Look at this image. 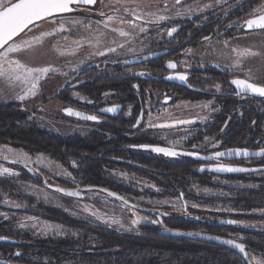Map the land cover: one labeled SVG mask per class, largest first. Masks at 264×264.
<instances>
[{"label":"flooded vegetation","instance_id":"af4514ba","mask_svg":"<svg viewBox=\"0 0 264 264\" xmlns=\"http://www.w3.org/2000/svg\"><path fill=\"white\" fill-rule=\"evenodd\" d=\"M192 1L195 0H180L179 4L175 2L173 6ZM230 2L233 7L230 5L231 7L227 8V4H224L207 14L193 15L181 19L170 18L167 14H163L164 11L155 13L150 17H154V20L150 19V23L163 25L157 28V34L159 35L146 51L126 59V56L116 55L118 54L116 51L120 48L117 45L114 47L116 48L115 52L106 53L104 56L97 55L96 59L92 58L93 60L89 64L74 73H70L64 85L55 95L60 108L59 113L63 116L64 122L76 121L84 123L86 126L81 127L83 131L81 134L78 133L80 129L77 128L73 129V132L68 131L62 136L55 135L63 138L76 136L84 142H92L95 145L94 153L88 154L84 148L79 155L82 158L88 154L93 158V168L98 172L97 182H93L92 185L84 184L81 180L82 173L80 171H82V168L76 166L75 169L78 173L75 176L72 174L73 166H71V169L62 164L59 165L68 172L75 186L60 181L54 184L43 172L36 169L44 175L46 182L51 186L63 189H78L89 186L106 189L123 197L129 203L157 211L162 217L164 227L168 228L164 224L166 217L161 215L162 211L137 205L126 198L124 192H137L136 187L132 184L124 185L115 181L113 179L115 172L120 170L125 178L126 173H131L148 179L158 189H162L165 178L171 177V188L176 190L175 195L183 204L185 192L179 190H186L195 186L227 188L216 181L212 182V180L233 181L248 179L256 174H264V156L255 158L220 157L218 160L203 159V157L212 156L218 151L228 152L229 150L246 149L250 152H258L264 148V138L262 137L264 98L247 95L238 96L236 95L235 86L230 83L234 78L247 79L241 60L239 59L240 64L238 67H233L234 62L238 59L216 60L193 53V50L198 49L202 43L207 41L224 42L235 39L244 33L264 31H244L246 20L258 14V8L264 5V0H231ZM125 9L126 0H96L92 8H79L75 15L67 17H88L92 22L93 35L107 33L120 36L119 32L112 31V29L126 26V23H121V20L126 21L127 12ZM101 12L104 13L103 16L100 15ZM108 16H113L114 19L107 21ZM161 16L165 19L160 20L159 17ZM135 17L134 15L133 19L138 24H146L149 20L148 17L146 19L141 17L139 20ZM105 23L116 26L109 25L105 28ZM170 29H176L171 36L168 35ZM155 36L156 34H150V38H148L151 40ZM205 37L208 39L206 40ZM122 38L126 40V37ZM187 50L191 53H187ZM95 53L96 51H93L88 56L92 57ZM169 61L176 64L174 69L167 67ZM139 73H143V75H139ZM178 73L185 75L187 79L185 81L176 79ZM169 77L173 78L169 79ZM251 82L253 81L251 80ZM258 84L264 86L262 83ZM217 85L220 86L219 90ZM205 104L208 107H204ZM113 106H118L116 112L102 111ZM67 109L85 115H96L98 120L87 121L76 118L69 115L66 112ZM56 117L61 116L57 115ZM138 119H141V123L134 127ZM184 120L193 121V123H177V121ZM157 122H171V137H167L168 140L164 141L170 144L169 146L149 143L151 141L149 139L156 138L160 140L162 134L159 133L155 136L151 132L145 131L144 127L149 123L156 124ZM243 125H247L248 130L240 136L239 132ZM140 145L175 148L180 153L195 152L199 156L187 157L184 154L174 157L164 156L137 149L140 148ZM194 145L195 147H193ZM5 146L19 149L10 145ZM2 159L3 157H0V160ZM0 165L21 173L20 177L28 178L39 187H45L42 185L40 175L30 176L21 168L8 165L2 161H0ZM217 166L250 171L233 175H217L209 171L210 168ZM29 167L33 168L32 166ZM168 167L171 168V172ZM202 168L203 171H201ZM4 179L0 177V189L2 185L6 186L8 183ZM234 188H264V178L253 182H245V185ZM48 190L56 193L51 189ZM88 198L86 193L83 200L70 199L84 202ZM35 203L41 204L39 202ZM24 204L23 201L18 206H10L0 201V209L20 212L24 209ZM122 205L130 209V207ZM263 208L264 206L252 210ZM129 211L145 215L151 220H157L155 217L140 213L132 208ZM178 214H185L202 220L216 219L221 224L223 221L235 222L238 232L233 238H228V234L222 232L214 231L210 234L205 228H198L184 233H199L238 241L244 245L252 264H254L252 262L253 256L264 258L252 251L256 248V251L264 252V242H262L264 240V230L245 229L237 225L238 222L245 224L264 223L263 218H257L249 211H241L230 217L209 213L194 214L186 211L185 207L182 213H171L172 216ZM2 223L3 219L0 217V225ZM150 227L159 228L160 233L162 232V226L159 223ZM3 234L0 230V237L10 238ZM10 239L17 242L14 244H18L17 240ZM251 242L256 244L255 247L254 245L251 246ZM1 264H7V262H1Z\"/></svg>","mask_w":264,"mask_h":264},{"label":"rangeland","instance_id":"374dc122","mask_svg":"<svg viewBox=\"0 0 264 264\" xmlns=\"http://www.w3.org/2000/svg\"><path fill=\"white\" fill-rule=\"evenodd\" d=\"M231 0H200L186 2L183 5L173 6L176 0H126L127 16L126 21H133L132 24L126 23V26L117 29L123 30L129 33L126 36V40L122 36L113 34H96L92 32V22L87 18L79 17H67L62 21L60 18L57 22H41L39 26L32 31L27 32L22 38L29 39L33 36H39L42 32H51L53 28H57L59 23L64 22L65 28L68 31L60 32L53 36L45 37L41 46H36L31 49L22 50L20 53L14 54L17 58L30 66H47L52 65L58 71L50 74L45 79L41 80L34 95H29L25 99L21 100L19 97L24 94L23 88L20 85L9 83L8 81L0 78V104H19L24 108V119L33 122L41 130L48 131L53 134L65 135L68 131L73 132V129L79 128V134L83 133L81 127L86 124L76 121L64 122L63 116L59 113V105L56 101L55 95L59 89L64 85L70 73H74L81 69L86 64H89L93 59L97 57L96 54L90 57L93 51H104L108 47H115L117 45H124L120 47L117 56H126V59L130 56L141 54L147 50L153 41H155L159 34H157V28L163 24H152L150 18L153 14L164 11V15L173 19H181L190 17L193 15H204L215 9L227 4V8L231 7ZM230 2V3H229ZM233 7V5H232ZM226 9V8H225ZM264 9V5L258 8ZM167 11V12H166ZM146 13V14H145ZM140 16L142 18H149L146 24H138L133 19V16ZM222 17V16H221ZM71 21H80L78 25H73ZM112 25L115 27L116 25ZM123 26V25H122ZM144 28L145 31L140 29ZM150 34H156L154 39H149ZM67 37V39H65ZM149 37V38H148ZM83 38L85 41H91L92 44H96L97 38L100 43L95 47L88 43L83 44L82 47L76 48L72 43L74 40ZM73 49L75 52L73 54ZM233 49H236L234 52ZM65 52L64 55H60V51ZM248 50L255 55H246L238 57L237 53ZM187 53L191 51L187 50ZM193 53L205 58L211 59H240L245 69L244 73L247 78H251L253 82L262 83L264 85V31H258L256 33H244L237 36L235 39L216 42L207 41L202 43L198 49L193 50ZM87 54V56H85ZM61 117H56V116ZM167 124L170 127H149V124L144 127V130L151 132L153 135H161L160 140L156 138L149 139V143L153 145L169 146L170 144L164 142L171 137L172 128L171 122H157L156 124ZM71 129V130H70ZM262 137L264 138V128L262 129ZM24 154L28 157L25 162L21 160L17 154ZM0 157H7V159L21 161L29 166L43 172L54 184L57 182H65L71 186H75L73 179L68 172L62 168L58 162L50 160L44 154H27L21 149H12L5 145H0ZM0 168H6L0 165ZM8 169V168H7ZM11 170V169H10ZM21 173L11 170L9 173H0L1 178H5L8 181L7 185H2L0 189V201L10 206H18L23 202V199L29 198L34 202H39L44 206H50L54 210L63 212L68 217L83 222L90 223L91 225L100 226L109 230L116 231L120 234H134L138 227L153 226L151 219L145 215L138 214L134 211H129L119 202H113L111 199L98 192L87 193V201H76L74 199L65 198L59 194L53 193L45 187H39L35 182L28 180V178L20 177ZM118 177V178H117ZM260 178H264V174H256L248 179L238 180H217L221 187H199L184 190L185 201H182L175 195V191L171 195L160 194L163 189L155 187L153 182L148 179L135 176L131 173H126V178L121 171L118 170L113 175V179L119 183L136 187L137 192H124L126 198L137 205L143 207L156 208L161 212L163 217L171 215V213H182L185 210L194 214H214L224 216H234L238 212L232 210H224L220 208L210 207L203 204L205 200H210L214 197L227 198L229 197V189H234L236 186L245 185V182L257 181ZM242 182V183H241ZM139 192V193H138ZM167 202V203H165ZM185 205V206H184ZM195 205V207H193ZM85 208L88 210L86 211ZM98 213L101 219H97V216L92 213ZM257 218L264 219V208L258 210L249 211ZM170 213V214H169ZM137 216L145 217L147 222L140 223L133 226L131 221ZM0 217L3 222H8L17 231H25L32 239H43L46 237L58 236L64 237L67 234L72 233V229L64 226L58 221H50L39 216L31 215L26 212H13L0 209ZM29 217H34L35 220H29ZM119 219L123 227L119 224L111 223V219ZM39 222V223H37ZM48 223L52 225H60V229H52L44 232L42 230L43 224ZM237 223V222H236ZM21 224L24 226L21 227ZM239 227L245 229L264 230V223H241L238 222ZM256 260H264V258H258L253 256ZM252 262L256 264V261L252 259Z\"/></svg>","mask_w":264,"mask_h":264},{"label":"trees","instance_id":"16d2710c","mask_svg":"<svg viewBox=\"0 0 264 264\" xmlns=\"http://www.w3.org/2000/svg\"><path fill=\"white\" fill-rule=\"evenodd\" d=\"M247 128V125L242 126L240 136L247 132ZM0 145H10L29 154H44L65 167L73 166L71 169L75 176L78 173L76 166L80 167L84 184L97 182L98 172L93 168V158L88 156L94 153L95 145L76 136L63 138L39 129L35 123L24 119V111L19 104H0ZM84 148L88 154L81 158L79 154ZM168 170L171 172L170 167ZM163 181L162 194L167 196L176 191L171 188V177ZM229 195L227 198L205 200L203 204L234 212H248L264 206V188H234L229 189ZM23 201L24 209L20 211L58 221L73 231L64 237L32 239L27 232L17 231L11 224L3 222L0 225L3 235L17 240L18 244H0V264L5 261L7 264H244L226 247L196 238L165 237L159 228L150 226H140L134 234H120L74 220L29 198ZM164 224L183 232L205 228L210 234L214 231L227 233L228 238H233L238 232L235 222L223 226L216 219H195L185 214L169 215ZM253 245L255 247L256 244L251 242ZM252 251L264 257L263 251H256V248Z\"/></svg>","mask_w":264,"mask_h":264},{"label":"snow or ice","instance_id":"6c2138e0","mask_svg":"<svg viewBox=\"0 0 264 264\" xmlns=\"http://www.w3.org/2000/svg\"><path fill=\"white\" fill-rule=\"evenodd\" d=\"M96 2V0H0V78L8 81L9 83L17 84L22 86L24 94L19 97V99L23 100L29 95H34L35 91L40 83L41 80L48 77L50 74L55 73L58 71L55 67L52 65L47 66H30L29 64L24 63L19 58H17L14 54L20 53L22 50L25 49H31L36 46H41L43 44V40L45 37L53 36L55 34H58L60 32L68 31V29L65 28V23L61 22L59 23V26L57 28H53L51 32H42L39 36H33L29 39H23L22 37L29 31H32L34 28L39 26V22H51L56 23L57 19L60 18V20L64 21L65 16L64 14L73 12L75 9L73 8V5L78 4H88L92 5ZM176 3L179 4L180 0H176ZM127 12L128 9H125ZM101 16L104 15L103 12L100 13ZM137 20H139L141 17L136 16ZM114 19L113 16H108L107 21H112ZM160 20L165 19V17L161 16L159 17ZM73 25H78L81 22L80 21H71ZM121 23H128L133 24V21H124L121 20ZM109 25L108 23L104 24V27L107 28ZM245 26L247 29H259L264 30V10H258V14H256L253 18L247 19L245 22ZM141 31H145L144 28L140 29ZM112 31L119 32V35L122 37H126L129 35V33L113 28ZM176 31V29H170L168 31V35L171 36L172 33ZM67 39V37H65ZM207 40L208 38L205 37ZM72 43L76 46V48H80L83 46V44L88 43L91 46L95 47L100 43L99 39L97 38L96 44H92L91 41H85L83 38L79 40H74ZM124 45H118V47H123ZM60 51V55H64L65 52L62 50ZM116 48L108 47L104 51H98L95 54L104 56L106 53L115 52ZM235 52L236 49H233ZM75 52V49H73V54ZM238 57H243L246 55H255V53H250L248 50H244L242 52L237 53ZM240 64V60L234 62L233 67H238ZM167 67L170 69H174L176 67V64L172 61H169L167 64ZM139 75H143V73H139ZM173 77H169L171 79ZM176 79H179L181 81H185L187 77L183 74H177ZM231 85L235 86L236 89V95H242L247 93L256 94L259 96L264 97V86L251 82V78L247 79H239L234 78L230 81ZM219 85H217V89L219 90ZM204 107H208L207 104L204 105ZM118 106H113L110 108L103 109L102 111L106 112H116ZM66 112L69 115H75L76 117L87 120V121H97L98 117L96 115H85L80 112H73L71 109H67ZM141 123V119H138L135 126H138ZM177 123L182 124H189L193 123V121L184 120V121H177ZM171 125L167 124H152L149 123V127H170ZM208 139L207 137L205 138ZM139 147L150 149L153 152L156 153H162L165 156H177L179 154L184 155H193V156H199L198 153L195 152H186V153H180L175 148H169V147H160V146H150V145H140ZM195 147V145L193 146ZM243 155L245 157L247 156H264V148L260 149L258 152H249L248 150L244 149H235V150H229L228 152H215L212 156H206L203 157V159L206 160H213V159H219L222 156L225 155ZM18 157L23 160L27 161L28 157L24 154H17ZM7 159V157H4ZM14 163L16 161H13ZM204 169L202 168L201 171ZM213 171H227V172H237V171H244V169L240 168H234V167H225V166H217L213 169ZM11 170L7 168H0V173H9ZM58 191L65 192L68 196H77L79 195L76 191H65L63 189H57ZM109 196H114L117 199L123 200V197H118L116 193L109 192ZM182 199V196H181ZM124 203L127 204V201L124 200ZM167 203V202H165ZM195 207V205H193ZM87 211L88 209L85 208ZM131 210V208L129 209ZM93 215L97 216V219H101V217L98 215V213H92ZM29 220H35L34 217H29ZM147 222V219L145 217H139L137 216L135 219L131 221V224L133 226L138 225L140 223ZM160 220H152L151 223L156 224L160 223ZM39 223V222H37ZM111 223L113 224H119L121 227H123V224H121L119 219L112 218ZM230 223H234L233 221H230ZM24 225L21 224V227ZM60 225H52L48 223L43 224L42 230L44 232L50 231L52 229H60ZM188 235H199V233H189ZM0 239H3V237H0ZM226 244L234 245L241 253L244 254L245 258L247 259L248 253L245 250V247L242 243H236L232 240H226L224 241ZM19 255V253H17ZM254 261H256V264H264V260H256L255 257H252Z\"/></svg>","mask_w":264,"mask_h":264},{"label":"water","instance_id":"95a60500","mask_svg":"<svg viewBox=\"0 0 264 264\" xmlns=\"http://www.w3.org/2000/svg\"><path fill=\"white\" fill-rule=\"evenodd\" d=\"M93 4L92 5H88V4H78V5H73V8L75 9L73 12H70V13H67V14H64V16H69V15H75L78 11L79 8H92ZM41 23V22H39ZM255 30H259V29H247L246 26L244 27V31H255ZM242 95H247V96H252V97H257V98H264L262 96H259V95H256V94H252V93H247V94H242ZM74 117H76L75 115H73ZM78 118V117H76ZM80 119V118H79ZM137 149H140V150H147V151H151L150 149H145V148H137ZM152 153H155V154H162V153H156V152H153L151 151ZM250 152V151H249ZM163 155V154H162ZM165 156V155H164ZM184 156H187V157H194L193 155H184ZM222 157H243V158H255V157H260L259 155H256V156H243V155H225V156H222ZM2 161L3 163H6L8 165H11V166H17L19 168H21L22 170L26 171L30 176H33L34 174L36 175H40L41 177V182H42V185L45 186L46 188L48 189H51L52 191L60 194V195H63L65 197H68V198H74V199H77V200H83L85 198V194L86 193H89V192H99L105 196H107L108 198L112 199V200H115L117 202H120L124 205H126L127 207H130L140 213H144V214H148L152 217H155L156 219L160 220L161 222L159 223L161 226H162V232L161 234L165 237H176V238H184V239H192V238H197V239H200V240H203V241H206V242H209V243H212V244H217V245H220V246H224L226 247L228 250H230L231 252L235 253L236 255H238L243 261L245 264H252L249 260V258L247 257V259L245 258L244 254L241 253L239 251V249H237L236 247H234V245H230V244H226L224 243V241L226 240H231V239H227V238H219V237H214V236H209V235H204V234H199V235H188L189 233H184V232H181V231H178V230H173V229H168L166 227H164L163 225V221H162V217L158 214L157 211H154V210H149V209H146V208H142V207H139V206H136L132 203H129L127 201V204L124 203V198L123 200L121 199H117L116 197L114 196H109L108 193L111 192V191H108L106 189H103V188H99V187H92V186H89V187H84V188H78V189H63V188H60V187H55V186H51L50 184H48L46 182V179L44 178V175L41 174L40 172H38L36 169L34 168H31L29 167L27 164L23 163V162H20V161H17V160H0ZM13 161H16L15 163ZM215 168V167H213ZM213 168H210L209 171L214 173V174H217V175H233V174H236V173H246L250 170H244V171H237V172H227V171H213L211 169ZM57 189H63L65 191H76L79 193V195L77 196H68L65 194V192H62V191H58ZM113 193V192H112ZM118 197H121L117 194ZM222 224L226 225V226H229V225H232L234 223H230V221H223ZM232 241H235V240H232ZM236 243H240L238 241H235ZM0 243H10V244H14V243H17L16 241L10 239V238H5L3 237V239H0Z\"/></svg>","mask_w":264,"mask_h":264}]
</instances>
